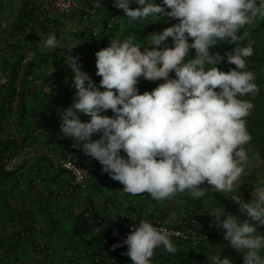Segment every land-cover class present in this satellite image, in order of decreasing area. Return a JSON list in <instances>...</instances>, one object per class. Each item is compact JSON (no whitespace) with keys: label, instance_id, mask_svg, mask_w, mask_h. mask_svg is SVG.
<instances>
[{"label":"clouds","instance_id":"clouds-1","mask_svg":"<svg viewBox=\"0 0 264 264\" xmlns=\"http://www.w3.org/2000/svg\"><path fill=\"white\" fill-rule=\"evenodd\" d=\"M113 2L130 22L164 17L177 22L152 33L143 50L132 35L114 38L97 51L99 85L82 70L77 56L68 58L76 91L73 103L60 115V132L74 141L73 147L97 160L127 193L146 192L156 201L185 191L200 198L209 188L232 193L249 160L244 147L251 140L246 117L254 104L243 97L260 91L255 73L247 70L252 42L242 46L247 33L240 32L264 19V0ZM133 3L138 7H130ZM169 37L171 47L166 43ZM222 43L235 47L223 55L211 51ZM58 44L55 34H48L42 46L56 49ZM225 60L235 67L220 70ZM141 80L163 82L140 93ZM109 109L111 116L106 114ZM82 114L90 119L82 121ZM205 183L209 187H202ZM230 198L245 219L224 210L214 216L215 225L243 254V264H264V235L258 232L264 225V186L254 187L251 200L240 194ZM123 245L128 246L124 254L132 264H152L161 246L168 253L177 252L169 230L148 220L133 225L112 247ZM209 262L234 264L220 254Z\"/></svg>","mask_w":264,"mask_h":264},{"label":"crops","instance_id":"crops-1","mask_svg":"<svg viewBox=\"0 0 264 264\" xmlns=\"http://www.w3.org/2000/svg\"><path fill=\"white\" fill-rule=\"evenodd\" d=\"M48 1L52 0H32L31 13L26 11L29 0H3L0 8V160L7 152L16 154L25 148L33 153L21 173H0V244L5 249L4 254H0V264H17L18 260L21 264H63L72 253L75 264H93L90 257L84 256L85 244L74 236L76 218L84 211L103 216L110 195L116 197V203L108 211L117 214L125 200V191L119 181L102 171L97 160L78 148L83 157L99 165L102 174L88 191L76 189L70 195L58 192L69 182L70 175L39 152L42 140L52 142L54 152L60 157L71 149L72 139L60 132V115L73 103L76 91L72 87L73 74L68 58L77 56L83 71L91 67L97 71L95 53L109 46L112 39L124 40L133 35L136 38L134 42L139 43L143 50L152 33L177 22L168 17L156 22L151 18L130 22L123 10L114 6L113 0H98L94 31L81 27V13L74 10L69 24L55 35L58 47L49 49L42 46L48 35L44 29L32 28V33H26L33 12L41 3ZM156 2L160 3V0ZM130 7L138 5L133 3ZM110 18L114 23L108 30L106 24ZM166 43L172 44L171 37ZM211 51L215 52L214 47ZM190 55H194V50H190ZM51 71L53 74L49 76ZM29 75H33L38 83L31 81ZM174 75V72L170 73V77ZM162 82L141 80L137 87L140 93L150 92ZM17 87H20V92L15 105ZM106 114L113 115L110 109ZM88 119L81 115L82 121ZM98 136L99 133L93 139ZM258 165H261L260 171H255V167L244 170L232 193H219L209 188L200 198H193L185 191L163 200V219L169 222L183 211L193 213L196 209L219 207L226 213L239 215L241 220L245 219L239 212V205L230 197L240 194L248 201L254 187L264 186V161H258ZM36 166H39L37 171ZM202 187L209 186L205 183ZM11 200L24 210L14 209ZM24 220L32 221L33 230L45 244L43 251H36L30 239L18 248L8 245L16 225ZM106 222L91 239L101 254L105 252L101 237L109 230ZM258 232L264 235V225L259 226ZM173 241L177 252L168 253L161 246L155 249L152 264H210L209 259L219 254L221 258L229 257L234 264H243V254L228 244L223 231L212 234L208 241L197 246ZM127 247L124 245L122 248V260L125 264H132L130 257L124 254Z\"/></svg>","mask_w":264,"mask_h":264},{"label":"built area","instance_id":"built-area-1","mask_svg":"<svg viewBox=\"0 0 264 264\" xmlns=\"http://www.w3.org/2000/svg\"><path fill=\"white\" fill-rule=\"evenodd\" d=\"M3 0H0V8L2 7ZM98 0H52L51 2H43L33 12V19L30 27L26 29L27 35L32 33L33 29H44L47 34H55L66 27L71 18L74 10L81 13L83 23L81 27L87 31H94V24L97 16ZM114 23L113 18L106 24L109 30ZM171 47L172 44L168 43ZM86 72L92 77L95 83H99L102 77L96 75L94 68L86 69ZM53 72H49L52 76ZM31 81L38 83L33 75L28 76ZM18 92L20 87L16 88V100L13 102L18 104ZM30 115H28L29 117ZM43 145L40 153L44 154L48 159L57 167L64 169L69 175V182L58 192L70 195L76 189L88 191L96 185L97 177L102 174L99 165L91 160L83 157L77 147H73L74 141L72 140L71 149L66 152L62 157L59 156L53 149V143L50 141L42 140ZM70 143V140H67ZM33 153L25 148L21 152L12 154L5 153L0 160V173H16L19 174L24 170L27 160ZM36 171L39 166H36ZM1 183V178H0ZM124 201L119 206L117 214H110L108 211L115 203L116 197L110 195L107 204V210L103 216H98L96 219L93 214L84 211L86 217L90 218V229L87 237L91 238L93 235L99 233L100 227L105 225V218H108L109 234H104L101 237V243L104 245V255L95 254L97 248L94 244L87 245L83 250L86 257H92L94 263L99 264H125L121 258L122 249L117 247L113 249V245L122 242L123 239L132 231L133 225L138 226L141 220H148L157 228H166L171 233L173 240L181 243L197 246L210 239L214 233L221 232L222 229L215 225L214 216L223 212L225 209L222 207L209 210V209H196L193 213L183 211L178 217L171 221L163 219L161 211L162 201L154 200L150 194H130L124 193ZM10 204L17 211H23L21 205L16 204L14 200ZM146 209L143 212V209ZM224 218V217H222ZM27 239H30L36 251H42L45 247L44 242L36 235L32 227L31 220H24L22 223L16 225L12 235L9 237V244L13 247H20ZM5 249L0 245V254H4ZM0 255V256H1ZM17 264H21L18 260ZM63 264H75V255H70L63 261Z\"/></svg>","mask_w":264,"mask_h":264},{"label":"trees","instance_id":"trees-1","mask_svg":"<svg viewBox=\"0 0 264 264\" xmlns=\"http://www.w3.org/2000/svg\"><path fill=\"white\" fill-rule=\"evenodd\" d=\"M245 32L247 33V36L244 40L240 41V43L242 46H246L249 42H252L254 52L253 55L247 58V70L255 73V83L258 85L260 91L254 96L248 94L243 97V99L251 100L254 104V108L251 110V114L246 117L247 129L251 134V140L246 145H244V147L245 149L249 146L254 148L253 150L256 151L250 153V155L254 153L258 161H264V19H257L253 25L245 26L243 29H241L240 34H243ZM219 46L221 47V51L218 50ZM234 47L235 45L222 43L215 46L214 51H218L221 55H223L225 51L231 50ZM218 67L222 71H228L230 68H234L235 65L228 64L225 60ZM248 165L249 164L247 163L245 167H248ZM93 216L96 219L100 215L93 213ZM107 220L108 218H105L103 221ZM90 225V218L86 217L83 212L77 216L74 223V236L78 237L79 240L85 244V247L87 245L93 244L91 241L92 237H87ZM107 234H109V230L107 231L106 235ZM8 245L11 246L9 242ZM123 246L121 247V249L123 248ZM95 254L104 255V253L101 254L99 253V251H95ZM90 259L93 264H96L94 263V259H92V257H90Z\"/></svg>","mask_w":264,"mask_h":264},{"label":"rangeland","instance_id":"rangeland-1","mask_svg":"<svg viewBox=\"0 0 264 264\" xmlns=\"http://www.w3.org/2000/svg\"><path fill=\"white\" fill-rule=\"evenodd\" d=\"M33 6V3H32V0H29V4H28V7L26 8V11L28 10V13H31L30 12V9H31V7ZM221 49V47L219 46V51H221L220 50ZM254 148H252V147H247L246 148V152H247V154H249L248 156H249V160H248V167H245V169H247V168H249V167H251V169H253V167H255V171L257 170H260V166L261 165H258V159L256 158V155L253 153V154H251L250 155V153H252V152H255L256 150H253ZM251 156H253V157H251ZM250 162V163H249Z\"/></svg>","mask_w":264,"mask_h":264}]
</instances>
